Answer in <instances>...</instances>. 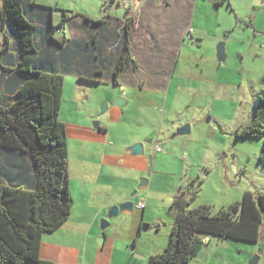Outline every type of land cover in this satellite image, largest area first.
Here are the masks:
<instances>
[{
	"label": "crops",
	"instance_id": "crops-1",
	"mask_svg": "<svg viewBox=\"0 0 264 264\" xmlns=\"http://www.w3.org/2000/svg\"><path fill=\"white\" fill-rule=\"evenodd\" d=\"M196 2L112 0L104 17H72L62 29H57L60 23L53 27L52 10L47 12L42 38L52 55L58 52L57 66L65 74L58 120L65 129L72 205L66 222L42 235L41 260L51 264H146L148 258L165 249V243L159 242L161 228L166 226L160 209L163 212L167 202L172 204L177 197L189 198L182 185L179 189L172 186L169 194L166 183L160 181L156 166L162 163L163 155L160 136L155 133L157 127L161 130L167 124L162 137L172 139L169 145L181 144L174 140L178 137L174 120L165 116L164 94L170 90L176 70H181L180 79L192 81L184 76L193 67L189 51L192 46L198 47L200 39L195 37L193 25ZM120 3L123 16L116 11ZM4 5L5 0H1L0 10ZM114 7L116 10H112ZM127 19L131 20L130 61L123 63L114 83ZM189 30L196 45L188 40ZM5 33L11 34L6 28ZM78 78L98 84L79 82ZM123 94L124 103L118 108L115 100ZM104 103L107 110L101 114L99 105ZM150 114L161 117L158 120ZM135 144L143 145L141 157L129 152ZM8 157L0 150V171ZM13 159V164L22 169V159ZM19 173L23 182L32 183L31 172ZM140 202L144 203L142 210L137 208ZM125 203L133 205L130 212L107 220L110 208ZM103 220H107L108 231L100 230ZM173 222L174 214L170 230ZM142 240L152 244L147 257L138 253ZM210 242V238L203 239V247Z\"/></svg>",
	"mask_w": 264,
	"mask_h": 264
},
{
	"label": "trees",
	"instance_id": "trees-1",
	"mask_svg": "<svg viewBox=\"0 0 264 264\" xmlns=\"http://www.w3.org/2000/svg\"><path fill=\"white\" fill-rule=\"evenodd\" d=\"M49 10L33 0H5L0 10V150L9 155L0 171V264H51L39 257L41 237L66 222L72 205L65 129L58 120L65 74L57 66L58 52L52 55L42 38ZM62 13L57 29L72 18ZM130 24L127 19L122 28L114 83L123 63L130 61ZM49 28L51 33L55 31ZM49 40L53 42L51 36ZM235 138L262 140L259 161L264 164V90L256 98L249 122L237 130ZM13 157L22 159V169L13 164ZM18 169L31 172L32 183L23 182ZM192 201L173 200L174 222L167 246L146 264H189L200 253L205 238L257 243L264 194L246 192L218 211L207 205L191 207Z\"/></svg>",
	"mask_w": 264,
	"mask_h": 264
},
{
	"label": "rangeland",
	"instance_id": "rangeland-1",
	"mask_svg": "<svg viewBox=\"0 0 264 264\" xmlns=\"http://www.w3.org/2000/svg\"><path fill=\"white\" fill-rule=\"evenodd\" d=\"M33 1L52 10L53 27L62 21L63 11L68 18L98 19L111 7V0ZM116 11L124 15L121 3ZM193 25L195 37L200 39L198 47L189 51L193 67L184 76L192 81L180 79L181 70H176L170 90L164 94L165 116L174 120V131L188 126L190 133L174 138L180 140V146L169 145L172 139L162 137L168 125L156 128L163 155L156 172L166 183L167 193L173 192L172 186L179 189L182 185L193 199L191 207L207 205L218 211L246 192L264 194V164L259 161L262 140L235 138L237 130L249 122L256 98L264 90V0H197ZM221 44L224 62L217 58ZM104 104L99 105V113ZM170 205L167 202L165 210L160 209L166 226L161 228L159 242L165 247L174 214ZM210 239L189 264H249L254 258L257 264H264V215L257 243ZM150 242L142 240L139 255L151 253Z\"/></svg>",
	"mask_w": 264,
	"mask_h": 264
},
{
	"label": "water",
	"instance_id": "water-1",
	"mask_svg": "<svg viewBox=\"0 0 264 264\" xmlns=\"http://www.w3.org/2000/svg\"><path fill=\"white\" fill-rule=\"evenodd\" d=\"M217 58H218V62H224V60H225L224 50H223L222 44L219 45V47L217 48ZM124 96H125V94L122 95V98H118L115 100V106L116 107L120 108L123 105V103H124L123 97ZM106 110H107V104H104L101 106L100 113L104 114ZM95 125H97V123ZM189 133H190L189 127L184 126L176 132V136L184 137V136L189 135ZM129 152L134 157H141L143 155V145L142 144H135L129 148ZM132 208H133V205L131 203H125V204H122L120 206H114L108 210L107 220H111V219L116 218L119 213L120 214H126V213L130 212L132 210ZM107 220H103L100 223V230L102 232L105 229H107V227H108ZM100 243H101V241H100ZM257 263H258V259L254 258L253 260H251V262L249 264H257Z\"/></svg>",
	"mask_w": 264,
	"mask_h": 264
},
{
	"label": "built area",
	"instance_id": "built-area-1",
	"mask_svg": "<svg viewBox=\"0 0 264 264\" xmlns=\"http://www.w3.org/2000/svg\"><path fill=\"white\" fill-rule=\"evenodd\" d=\"M188 40H189L190 43L195 44V41H194V40L192 39V37H191V30H189V32H188ZM155 151H156V152H159L160 149H159L158 147H156V148H155ZM137 208H138L139 210H142V209L144 208V203H143V202H140V203L137 205Z\"/></svg>",
	"mask_w": 264,
	"mask_h": 264
},
{
	"label": "flooded vegetation",
	"instance_id": "flooded-vegetation-1",
	"mask_svg": "<svg viewBox=\"0 0 264 264\" xmlns=\"http://www.w3.org/2000/svg\"><path fill=\"white\" fill-rule=\"evenodd\" d=\"M193 45H196V42H195V44H193Z\"/></svg>",
	"mask_w": 264,
	"mask_h": 264
}]
</instances>
